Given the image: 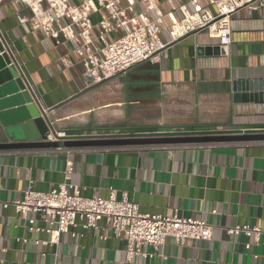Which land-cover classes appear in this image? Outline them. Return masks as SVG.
I'll return each mask as SVG.
<instances>
[{
  "label": "crops",
  "instance_id": "0c3cea01",
  "mask_svg": "<svg viewBox=\"0 0 264 264\" xmlns=\"http://www.w3.org/2000/svg\"><path fill=\"white\" fill-rule=\"evenodd\" d=\"M134 14L154 22L167 43L168 13L189 0H128ZM206 4V0H200ZM214 12V9L210 7ZM30 11L0 1V33L20 74L0 93L5 111L26 107L23 90L41 108L43 133L63 141L188 132L264 133V0L231 17V45L222 55L206 32L170 43L157 61L92 84L67 40L55 43L29 24ZM97 17V16H96ZM93 19V18H92ZM24 20V22H21ZM116 37L111 33L107 40ZM23 88V90H22ZM37 103H35V101ZM38 135V129L33 126ZM5 141L1 135L0 143ZM72 174L65 180V164ZM85 197L126 196L143 214L199 219L213 227L207 242L167 239L147 248L150 259L124 261L123 237L69 230L57 246H35L11 203L26 190H58ZM7 204L2 208V204ZM264 229V142L96 148L68 154L50 149L0 152V264H264V237L230 236L237 225ZM76 233L75 237L71 233ZM26 238L23 244L18 239ZM246 242L251 244L244 250ZM256 256V258H254Z\"/></svg>",
  "mask_w": 264,
  "mask_h": 264
},
{
  "label": "built area",
  "instance_id": "2783aa9c",
  "mask_svg": "<svg viewBox=\"0 0 264 264\" xmlns=\"http://www.w3.org/2000/svg\"><path fill=\"white\" fill-rule=\"evenodd\" d=\"M10 1L25 6L31 14L29 24L51 39L55 46L61 44L60 40L72 43L73 54L92 84L125 73L137 64L157 61V55L168 44L192 33L206 32L208 37L218 41L222 55H227L232 42L231 17L242 8L258 9L263 4V0H206V4L189 0L191 9L184 4L179 7V16L167 14L169 41L165 43L159 38L157 25L134 14L128 0ZM111 33L116 37L108 41ZM67 137L64 131L47 133L44 141L59 143ZM96 148L59 147L50 151L74 154ZM64 171L65 180H68L73 172L70 162H66ZM6 205L2 204V208ZM11 206L25 221L30 234L47 236L43 240L33 239L31 242L35 246H57L62 234L81 228L82 231L102 232L100 238L104 240L123 237L124 261L128 263L136 257L152 258L146 249L160 247L167 239L178 245L191 240L207 242L213 231L211 224L191 217L143 214L136 203L128 201L126 196L115 197L114 191L109 198L85 197L67 184H62L58 190H26L23 197L12 202ZM226 232L233 237L241 235L257 242L264 237V229L249 224L227 228ZM71 236L75 237L76 233L72 232ZM27 241L26 238L18 239L23 244ZM250 248L251 244L246 242L244 250Z\"/></svg>",
  "mask_w": 264,
  "mask_h": 264
},
{
  "label": "water",
  "instance_id": "95a60500",
  "mask_svg": "<svg viewBox=\"0 0 264 264\" xmlns=\"http://www.w3.org/2000/svg\"><path fill=\"white\" fill-rule=\"evenodd\" d=\"M20 76L17 63L8 44H6L0 33V93L2 90L12 86V80H17ZM23 90V88H22ZM21 96L26 100V107L9 113L5 111V103L0 102V137H5V141L0 143V151H22L51 148H114V147H149V146H188L207 145L225 143H262L264 133L246 134L242 131L228 132H188L172 133L169 135L133 136L124 138H103L96 140L61 141L59 143H48L44 139L43 133V113L38 105H34L33 98H30L23 90ZM37 103L36 100H34ZM41 116V117H40ZM33 126L38 129L37 136L33 132Z\"/></svg>",
  "mask_w": 264,
  "mask_h": 264
},
{
  "label": "rangeland",
  "instance_id": "374dc122",
  "mask_svg": "<svg viewBox=\"0 0 264 264\" xmlns=\"http://www.w3.org/2000/svg\"><path fill=\"white\" fill-rule=\"evenodd\" d=\"M76 2V0H74Z\"/></svg>",
  "mask_w": 264,
  "mask_h": 264
}]
</instances>
